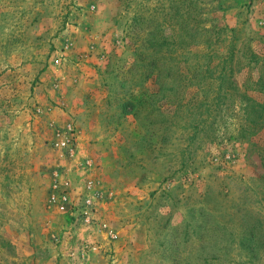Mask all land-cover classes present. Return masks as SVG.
<instances>
[{"label":"rangeland","instance_id":"rangeland-1","mask_svg":"<svg viewBox=\"0 0 264 264\" xmlns=\"http://www.w3.org/2000/svg\"><path fill=\"white\" fill-rule=\"evenodd\" d=\"M0 264H264V0H0Z\"/></svg>","mask_w":264,"mask_h":264},{"label":"built area","instance_id":"built-area-1","mask_svg":"<svg viewBox=\"0 0 264 264\" xmlns=\"http://www.w3.org/2000/svg\"><path fill=\"white\" fill-rule=\"evenodd\" d=\"M58 144H60L61 147H66L69 151H72V148L68 146L67 141L61 140ZM58 187V183H54L53 189ZM54 191L55 189L53 190V192ZM71 199V196L64 192V189L60 190L59 192L52 193L50 195L51 203L54 204L61 211L67 210V205H69V208H71ZM93 205V198L90 196L84 197L83 199L81 198L80 202L75 203L76 213L78 217L82 219V222H91Z\"/></svg>","mask_w":264,"mask_h":264}]
</instances>
